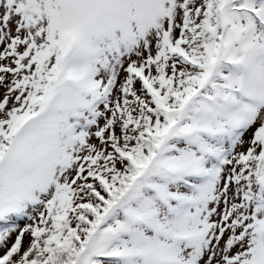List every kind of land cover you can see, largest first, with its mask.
<instances>
[{"label":"snow or ice","instance_id":"6c2138e0","mask_svg":"<svg viewBox=\"0 0 264 264\" xmlns=\"http://www.w3.org/2000/svg\"><path fill=\"white\" fill-rule=\"evenodd\" d=\"M0 264H264V0H0Z\"/></svg>","mask_w":264,"mask_h":264}]
</instances>
